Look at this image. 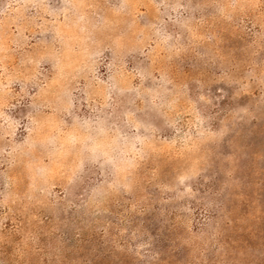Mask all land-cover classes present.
Wrapping results in <instances>:
<instances>
[{"label":"rangeland","instance_id":"obj_1","mask_svg":"<svg viewBox=\"0 0 264 264\" xmlns=\"http://www.w3.org/2000/svg\"><path fill=\"white\" fill-rule=\"evenodd\" d=\"M0 264H264V0H0Z\"/></svg>","mask_w":264,"mask_h":264}]
</instances>
